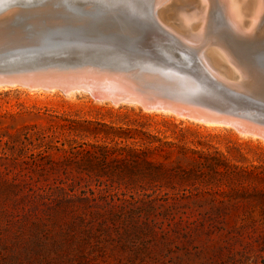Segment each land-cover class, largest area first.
I'll use <instances>...</instances> for the list:
<instances>
[{
    "label": "trees",
    "instance_id": "obj_1",
    "mask_svg": "<svg viewBox=\"0 0 264 264\" xmlns=\"http://www.w3.org/2000/svg\"><path fill=\"white\" fill-rule=\"evenodd\" d=\"M3 144L9 153L3 152L0 176V226L30 221L31 228L50 231L66 222L65 238L58 241L66 246L72 231L162 230L165 222H181L191 213L181 199L195 198L201 207L197 223L185 220L184 228L228 235L237 246V264H264V163H243L240 153L238 158L211 144L193 147L183 135L159 136L142 124L66 117L46 127L24 124L8 132ZM15 150L23 152L14 156ZM56 153L63 157L54 158Z\"/></svg>",
    "mask_w": 264,
    "mask_h": 264
},
{
    "label": "water",
    "instance_id": "obj_2",
    "mask_svg": "<svg viewBox=\"0 0 264 264\" xmlns=\"http://www.w3.org/2000/svg\"><path fill=\"white\" fill-rule=\"evenodd\" d=\"M72 9L0 7V85L84 87L96 100L185 114L264 140V33L197 40L152 11L140 18L112 4Z\"/></svg>",
    "mask_w": 264,
    "mask_h": 264
},
{
    "label": "rangeland",
    "instance_id": "obj_3",
    "mask_svg": "<svg viewBox=\"0 0 264 264\" xmlns=\"http://www.w3.org/2000/svg\"><path fill=\"white\" fill-rule=\"evenodd\" d=\"M92 1L0 0V7L32 5L58 12L62 8L79 10L85 7L94 8L100 4L99 0ZM103 1L101 0V3H104ZM110 1L113 2L106 0L104 4ZM138 2L142 3L143 0ZM188 7L189 10L194 9L191 4ZM262 33L263 21L256 29L255 35ZM212 38L214 36L211 34ZM63 117L105 122L113 126L134 127L142 124L146 130L159 136L173 138L183 135L186 143L193 147L201 148L211 144L225 153L231 151L229 154L238 158H241L240 153L246 157V160H241L243 163L249 161L264 163V140L240 134L222 124L199 122L166 111L141 109L133 103L100 101L93 99L85 91L63 93L58 89L31 90L27 86L16 84L0 86V172H2L0 176H3V168L7 161L3 152L9 153L3 144L8 132H16L22 125L31 123L46 127ZM85 139L91 141L95 138L86 136ZM197 140L209 144H192ZM22 152L15 150L13 155H21ZM53 156L58 159L63 157L61 153ZM90 186L97 194L96 183L92 181ZM85 189L87 190V187ZM108 190L111 191L112 188ZM122 190L123 188H118L117 195L121 196ZM199 202L195 198L181 199L180 203L188 206L185 209L191 213L181 222L174 223L173 220H169L168 224L165 222L162 230L157 228L154 232L145 230L128 232L118 229L107 233L92 231L89 234L72 231L71 242L63 243L67 244L66 246H58V241L65 238L68 228L66 222L50 227V231L31 228L30 221L10 225L9 229L3 224L0 226V264H237V246L228 243V235L213 232L206 236L197 233L193 228L189 230L184 228L185 220L189 224L191 221L197 223L201 208L198 206ZM2 205L0 201V209L3 208ZM22 230L28 231L21 235ZM54 230L58 231V237L52 232ZM13 242L18 243L13 245Z\"/></svg>",
    "mask_w": 264,
    "mask_h": 264
},
{
    "label": "bare ground",
    "instance_id": "obj_4",
    "mask_svg": "<svg viewBox=\"0 0 264 264\" xmlns=\"http://www.w3.org/2000/svg\"><path fill=\"white\" fill-rule=\"evenodd\" d=\"M99 1L101 3V0ZM105 1L106 0L103 2L105 3ZM138 1L139 0H113V2L110 1L107 3L119 7L121 6L130 14L137 15L140 18L147 16V10L152 8V10H150L154 13L157 19L162 22L172 21L179 23V25L186 29L188 37H195L197 40H210L212 34L214 36L213 40L219 37H230L237 41H246L250 36H253L252 32L260 27L262 21L264 22V0H143L144 3L147 1L146 4ZM191 2L194 3L192 4ZM189 4H191L194 8L193 10L190 8L191 11L187 9ZM144 5H146L148 9H145ZM261 31L262 30H259V32ZM260 35L262 37L263 33ZM256 43L258 46L261 44L260 42ZM156 78L158 79V77ZM20 83L23 86H27L29 89L31 88V90L41 88L31 85V82L29 81H27V84L29 85H27L24 81ZM103 83L104 81L100 82V84ZM105 88H110V85H107ZM53 89L58 88H47V91ZM58 90L61 91L60 89ZM72 91H85L88 93L87 89L84 87L67 89L61 92L71 93ZM91 96L95 99L92 94ZM173 114L199 122L221 124L213 121L201 120L185 114Z\"/></svg>",
    "mask_w": 264,
    "mask_h": 264
}]
</instances>
